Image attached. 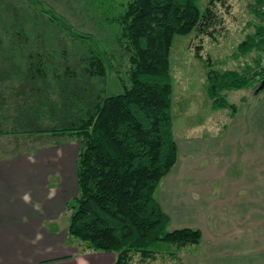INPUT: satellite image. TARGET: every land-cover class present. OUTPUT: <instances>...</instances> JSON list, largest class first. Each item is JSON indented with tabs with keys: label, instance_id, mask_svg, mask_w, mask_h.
Returning <instances> with one entry per match:
<instances>
[{
	"label": "rangeland",
	"instance_id": "374dc122",
	"mask_svg": "<svg viewBox=\"0 0 264 264\" xmlns=\"http://www.w3.org/2000/svg\"><path fill=\"white\" fill-rule=\"evenodd\" d=\"M125 1L0 0V160L45 159L62 187L72 181L63 190L65 200L77 192L79 141L53 135L51 128L78 122L82 107L88 111L96 96L128 83L127 50L114 18ZM207 2L196 0L201 10ZM253 5L254 0H219L212 6L219 21L209 32L174 35L169 75L177 157L154 196L169 217L167 229H198L200 241L179 248L158 243L156 254L133 253L128 264H264V85L258 89L253 81L221 90L230 105L214 107L206 68L195 55L198 50L213 67L242 74L263 66V49L244 54L238 49L262 22ZM93 51L105 63L101 76L88 69ZM63 162L71 170L68 182ZM68 215L63 208L54 225L66 227ZM248 239L253 243L244 247ZM68 241L79 248L77 238L68 234Z\"/></svg>",
	"mask_w": 264,
	"mask_h": 264
},
{
	"label": "trees",
	"instance_id": "16d2710c",
	"mask_svg": "<svg viewBox=\"0 0 264 264\" xmlns=\"http://www.w3.org/2000/svg\"><path fill=\"white\" fill-rule=\"evenodd\" d=\"M218 1L208 0L201 10L196 0H126L114 18L127 50L128 83L121 82L119 92L96 96L88 111L82 107L78 122L69 119L51 128L53 135L61 132L79 141L77 192L65 200L68 234L85 250L114 252L113 264H128L133 253L142 258L156 254L158 243L179 248L200 241L198 229H167L169 217L154 191L177 157L169 75L174 35L194 29L209 32L219 21L212 7ZM251 10L262 22L239 42L243 54L264 50V0H254ZM195 55L206 68V90L214 107L230 105L221 90L259 83L264 77V65L242 74L213 67L198 50ZM88 69L105 73L101 53L88 54Z\"/></svg>",
	"mask_w": 264,
	"mask_h": 264
},
{
	"label": "crops",
	"instance_id": "0c3cea01",
	"mask_svg": "<svg viewBox=\"0 0 264 264\" xmlns=\"http://www.w3.org/2000/svg\"><path fill=\"white\" fill-rule=\"evenodd\" d=\"M63 167L68 182L69 164L63 162ZM48 169L41 157L0 160V264H113L114 252L70 247L67 226L54 225L65 209L63 190L72 187V181L62 187L61 177H53L57 173ZM242 243L246 247L253 242ZM236 259L255 261L251 256L232 257Z\"/></svg>",
	"mask_w": 264,
	"mask_h": 264
},
{
	"label": "water",
	"instance_id": "95a60500",
	"mask_svg": "<svg viewBox=\"0 0 264 264\" xmlns=\"http://www.w3.org/2000/svg\"><path fill=\"white\" fill-rule=\"evenodd\" d=\"M262 75L264 76V70H263ZM263 85H264V77L259 81L258 89L261 88V87H263Z\"/></svg>",
	"mask_w": 264,
	"mask_h": 264
}]
</instances>
